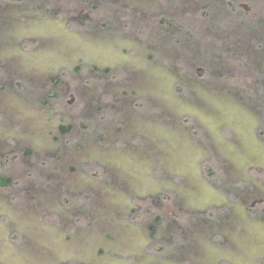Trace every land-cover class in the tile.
I'll list each match as a JSON object with an SVG mask.
<instances>
[{
  "label": "rangeland",
  "instance_id": "obj_1",
  "mask_svg": "<svg viewBox=\"0 0 264 264\" xmlns=\"http://www.w3.org/2000/svg\"><path fill=\"white\" fill-rule=\"evenodd\" d=\"M255 1L0 0V264H264Z\"/></svg>",
  "mask_w": 264,
  "mask_h": 264
},
{
  "label": "flooded vegetation",
  "instance_id": "obj_2",
  "mask_svg": "<svg viewBox=\"0 0 264 264\" xmlns=\"http://www.w3.org/2000/svg\"><path fill=\"white\" fill-rule=\"evenodd\" d=\"M248 1L249 0H198V2L200 3V6H198L196 10L192 12V14H194V16L199 14V17L208 19L209 23L212 24L213 26H218L217 23L220 20H222V15H223L222 8H228L229 12L232 13L234 17V16H237V13L238 15H241L239 8L242 6L243 2L246 3ZM233 17L232 19H236ZM250 172L261 175L264 173V168L253 167V168H250ZM258 206H260V203L259 204L256 203L254 204V206H248L247 208L249 211H252L253 209L260 210Z\"/></svg>",
  "mask_w": 264,
  "mask_h": 264
},
{
  "label": "trees",
  "instance_id": "obj_3",
  "mask_svg": "<svg viewBox=\"0 0 264 264\" xmlns=\"http://www.w3.org/2000/svg\"><path fill=\"white\" fill-rule=\"evenodd\" d=\"M254 2L256 1L254 0ZM162 22L163 24L167 23V25L169 24V26L174 27V24L168 18H162ZM10 183H11V179L9 177H4L0 174V187L8 186Z\"/></svg>",
  "mask_w": 264,
  "mask_h": 264
}]
</instances>
